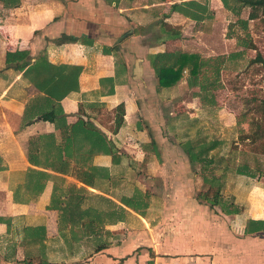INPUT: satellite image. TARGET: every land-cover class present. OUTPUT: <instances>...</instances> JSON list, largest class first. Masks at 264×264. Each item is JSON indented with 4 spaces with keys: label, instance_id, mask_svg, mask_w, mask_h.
<instances>
[{
    "label": "crops",
    "instance_id": "0c3cea01",
    "mask_svg": "<svg viewBox=\"0 0 264 264\" xmlns=\"http://www.w3.org/2000/svg\"><path fill=\"white\" fill-rule=\"evenodd\" d=\"M236 5L0 0V264H264V180L203 198L180 142L214 101L178 110L185 77L150 63L225 11L259 20Z\"/></svg>",
    "mask_w": 264,
    "mask_h": 264
},
{
    "label": "rangeland",
    "instance_id": "374dc122",
    "mask_svg": "<svg viewBox=\"0 0 264 264\" xmlns=\"http://www.w3.org/2000/svg\"><path fill=\"white\" fill-rule=\"evenodd\" d=\"M184 26L190 31L192 23ZM188 33L193 34L184 37L188 39L184 46L189 50L199 55L223 54L225 58V66L220 72L222 86L212 91L214 106L203 111V120L199 117V120L187 119L183 136L184 139L206 136L207 140H222L219 157L222 158L219 167L211 172L199 164L194 170L202 178L203 175H219L223 166H227L221 192H248L251 185L264 180V67L259 62L249 63L255 56V50L244 48L239 40L251 39L264 58V23L240 19L233 12L225 11L216 19L195 24L193 31ZM186 74L188 72L184 71L185 80L175 93L176 100L182 99L179 104L181 101L183 104L176 108L182 112L190 110L192 115L189 116L194 118L200 108L199 102L191 100V97L198 88L193 89L186 82ZM242 163L253 169L250 170L255 172L254 176L236 173V166ZM206 187L202 183L199 192H205Z\"/></svg>",
    "mask_w": 264,
    "mask_h": 264
},
{
    "label": "trees",
    "instance_id": "16d2710c",
    "mask_svg": "<svg viewBox=\"0 0 264 264\" xmlns=\"http://www.w3.org/2000/svg\"><path fill=\"white\" fill-rule=\"evenodd\" d=\"M1 1L4 3V5L12 7L17 5L19 0ZM234 1L238 8L249 7L250 18L260 17L259 20L264 23V0ZM239 43L244 48L255 50V56L254 58L250 59L249 63L252 64L259 62L264 67V58L257 50L256 45L251 39L246 40L241 38ZM22 55L23 53L21 51L7 52L5 56L6 62L8 63L18 58L23 60ZM150 63L154 70L157 83L160 87L172 86L184 76L183 71L186 70L188 72V74H186L187 83L198 88L192 92V95L199 97L201 102L205 104H210L214 101L212 91L222 86L220 72L225 66V58L223 54L203 57L197 53H187L182 51L158 52L150 58ZM26 64L27 63L24 60L21 64H19L18 67L23 68ZM116 109L119 112V120L121 121L123 105H118ZM81 123L83 122L81 121ZM81 123L79 122V125ZM117 125H119V123H117ZM205 137H197L195 139L185 138L180 142V144L192 164H199L202 168H207L211 172L220 165L219 161L222 156L221 158L219 157L223 148V142L218 138H211L207 140ZM223 167V171L219 175L213 174L211 176H202V182L207 186L206 191L203 193V198L210 202L211 205L222 204L220 202L221 189L227 177V166ZM235 169L236 173L245 174L248 176H254L255 174V172L250 170L252 168H250L246 163H242L240 165L238 164ZM222 207L224 208V206ZM224 210L227 211L228 209L226 210L225 207ZM230 212L231 210L228 211V213ZM252 222L254 221L249 220V223ZM259 223L263 224L262 229L264 230V221ZM247 230H249V228H247ZM90 232H93V230L91 229Z\"/></svg>",
    "mask_w": 264,
    "mask_h": 264
}]
</instances>
